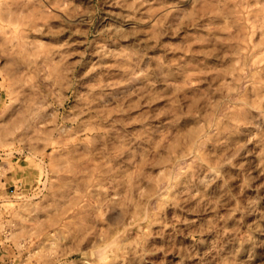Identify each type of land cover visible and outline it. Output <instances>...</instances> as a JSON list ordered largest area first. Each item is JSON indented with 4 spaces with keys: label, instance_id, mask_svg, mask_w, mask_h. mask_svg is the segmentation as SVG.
<instances>
[{
    "label": "rangeland",
    "instance_id": "rangeland-1",
    "mask_svg": "<svg viewBox=\"0 0 264 264\" xmlns=\"http://www.w3.org/2000/svg\"><path fill=\"white\" fill-rule=\"evenodd\" d=\"M0 264H264V0H0Z\"/></svg>",
    "mask_w": 264,
    "mask_h": 264
}]
</instances>
